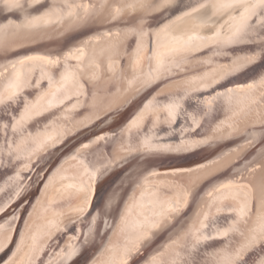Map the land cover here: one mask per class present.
<instances>
[{
  "label": "bare ground",
  "instance_id": "6f19581e",
  "mask_svg": "<svg viewBox=\"0 0 264 264\" xmlns=\"http://www.w3.org/2000/svg\"><path fill=\"white\" fill-rule=\"evenodd\" d=\"M236 3L0 0V264L85 255L86 264H259L264 8L228 7ZM87 27L91 35L50 56L62 35ZM229 138L178 164L141 156L88 215L97 178L125 155ZM89 238L96 255L80 246Z\"/></svg>",
  "mask_w": 264,
  "mask_h": 264
},
{
  "label": "water",
  "instance_id": "95a60500",
  "mask_svg": "<svg viewBox=\"0 0 264 264\" xmlns=\"http://www.w3.org/2000/svg\"><path fill=\"white\" fill-rule=\"evenodd\" d=\"M145 26L146 27H149V26H151V24L148 25L146 23ZM92 30L93 29H91V27H87V28H85L83 30H80V31L70 32V33H67V34L62 35L59 38L58 43L54 46V48H56V47H58V48H56L55 50H52L51 52H49L50 53V56L57 55L58 57H61V54L65 50L71 48L74 45H77L75 43H77L80 40L86 38L88 35H91L93 33ZM161 82H163V80H159L156 84H154V85L146 88L145 90H143L141 92L140 96L143 95V94H145V93H146L145 95H147V93H149V91H153L156 88L155 86L157 84L161 83ZM223 82L221 81V83H223ZM221 85L218 86V87H221ZM142 102H143V100L141 102H139V103H142ZM129 107H130V105H127L125 107V109L123 108L124 111H122V112H126L129 109ZM119 109L120 108H115V109H110V110H104V111H102V114H100L98 116V118H96V122L93 123L94 125H96L94 127V129L97 127L98 123L103 122V121L106 122L109 118H112L114 115L116 116L118 114V112L122 110V109L121 110H119ZM130 116H131V114L130 115L128 114L127 119H129ZM112 122H114V121H112ZM93 124H91V125H93ZM87 127H88V129L92 128L91 126L86 125L83 128H80L79 130H77L73 134L72 138L74 136H76L77 134L78 135H81V134H84L85 135V132L88 131L87 130ZM72 140L73 139H71L70 137H68L65 140L66 142L63 143V146L65 144L67 146V148H68L69 147L68 145L71 143ZM229 140H230V138L227 139V140H223V141H215V140H212V141H210V142H208L206 144H202L200 147L198 146V147H194V148L187 149V150H184V151L183 150L182 151L181 150H162V151L160 150L159 152H155V151L151 152L150 150H146L145 152H141V153H135V154L127 155V156L125 155V157L123 159H121L120 161L114 163L113 166L110 167L104 174H102L101 177L97 178V181L95 182V195H94L92 204H91V206H90V208L88 210V212H89L88 215H94V214H97L100 211V203H102V201H104L106 198H108V196H110L113 193V189L111 190V188H112L111 185H114L113 179L115 177H119L120 176L122 178L123 176H125L126 174H124V173L127 172L126 170H128V168H129L130 165L133 164L131 167H133V166L136 167V165L138 163L137 161H138L139 158H141V156H143V155H146L147 156V160H145L143 162V164H145V165H154V164H156L158 162V160H162L161 161L162 164H165L167 162L173 163V164L175 162H177L176 164H178V163H181L182 160H186V161H190L191 160L192 161L195 158H197L198 156L203 155V154H201L203 152H205L206 154H208L209 151H212L215 148H221L222 146L227 145V143L229 142ZM54 150H55V148H54ZM154 155H159L158 160H156V158L154 157ZM50 157H52L51 154H50ZM45 160L46 159L42 160V163L40 164L39 168H41L43 166L44 162H46V161L48 162L49 161V159L46 160V161ZM124 162H125V164H124L125 166L122 169H125V170L123 171L122 174H120L121 172L118 174L115 171V169L119 165L123 164ZM35 176L36 175H34L33 177H35ZM120 184H121V182H120ZM122 200L123 199H120V201L118 200L117 201L118 204L115 205V206H111L110 209L107 208L106 209V213H104V215H103V218H105V217L107 218V215H109V217L111 219V216L113 214V211L115 209H118L117 207H119L121 205V202H123ZM193 202L190 201L186 205V207L184 208V210L181 211V213L179 215L180 218L183 217V216H185V215L187 217L188 216V213L190 214V212L192 211L190 205H192ZM107 220H109V219L107 218ZM109 221H108V223H109ZM96 225L103 226V224L100 222V219L96 222ZM80 246L82 248L85 247L84 249H86V250L89 249V251L91 252L90 254H92L94 252L93 253V255H94L95 252H97L96 250H97L98 243L96 242V238H94V239L89 238L88 242L85 245H84V243H82ZM81 254H84L83 251H82ZM89 257H91V255ZM86 258H87L86 255H85L84 258L79 257L78 258L79 261L77 263H75V262L72 263L71 261H75L76 258H74V259L71 258L70 261H65V262H62L61 261L59 264H86L89 261V260H87L86 263H84V261H85Z\"/></svg>",
  "mask_w": 264,
  "mask_h": 264
},
{
  "label": "snow or ice",
  "instance_id": "6c2138e0",
  "mask_svg": "<svg viewBox=\"0 0 264 264\" xmlns=\"http://www.w3.org/2000/svg\"><path fill=\"white\" fill-rule=\"evenodd\" d=\"M3 2L5 4H10L11 7L13 8H17L19 7V0H3ZM244 0H237V3L235 5H228V7H233V6H236V7H239L243 4ZM260 7L264 8V0H260ZM255 7V6H254ZM251 15H254L255 14V11H254V8L253 10L251 11L250 13ZM260 224H261V231H264V218H260ZM227 233H225L226 235ZM259 264H264V258H262L259 262Z\"/></svg>",
  "mask_w": 264,
  "mask_h": 264
}]
</instances>
